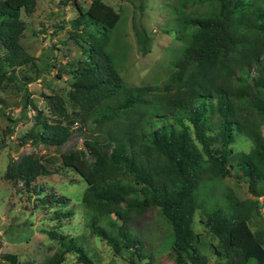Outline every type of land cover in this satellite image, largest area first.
<instances>
[{
    "label": "trees",
    "instance_id": "1",
    "mask_svg": "<svg viewBox=\"0 0 264 264\" xmlns=\"http://www.w3.org/2000/svg\"><path fill=\"white\" fill-rule=\"evenodd\" d=\"M37 1L0 0V91L16 79V68L30 60L20 42L26 25L21 11L33 13ZM74 1L79 10L74 35L81 40L84 59L59 66L45 60L35 77L52 66L67 74L71 107L48 97L46 116L31 103L25 82L17 89L23 90L24 106L31 104L35 111L38 129L30 133L35 143L59 147L75 123L88 129L79 152L92 158L81 200L92 233L128 264L145 258V264H153L147 244L156 240L159 248L173 251V264H209L192 227L196 209L203 207L221 258L211 264H264V230L249 226L257 202L228 192L222 201L204 204L207 193L226 177L244 180L252 195L264 197V136L254 134L248 152L230 147L234 129L243 122L249 125L251 107L264 108L256 95L257 88H264V0H183L181 8L190 9L181 11L187 45L168 76L139 86L123 83L116 57L108 50L120 12L104 0H90L85 10ZM132 22L146 54L151 40L141 22ZM214 130L220 149L211 145L208 132ZM75 154L66 155L68 165L75 163ZM44 159L23 154L8 164L4 177L28 188L50 172ZM33 188L42 191L41 186ZM40 200L64 204L67 199L47 193ZM152 210L160 223L145 236L136 225ZM62 245L81 263H93L73 237ZM62 259L55 254L48 264ZM0 264H18V257L4 253Z\"/></svg>",
    "mask_w": 264,
    "mask_h": 264
},
{
    "label": "rangeland",
    "instance_id": "2",
    "mask_svg": "<svg viewBox=\"0 0 264 264\" xmlns=\"http://www.w3.org/2000/svg\"><path fill=\"white\" fill-rule=\"evenodd\" d=\"M104 1L120 12L119 20L110 31L108 50L116 57L115 64L123 83L126 86L146 85L168 76L174 69L179 53L188 43L181 11L189 12L190 9L181 8L183 0ZM254 1L262 3V0ZM76 2L84 10L90 4V0ZM260 5L264 7V3ZM21 17L26 25L20 42L29 53L30 60L16 68V79L6 90L0 91L3 98V103H0L3 110L0 113V257L4 253H12L17 255L18 264H48L53 255L60 254L63 258L60 264H83L75 254L65 251L62 245L73 237L84 248L92 264H128L104 240L92 233L86 208L81 201L87 186L85 176L88 164L92 160L86 153L79 152L89 134L88 129L76 124L69 139L59 147L35 143L30 134L38 129L35 111L31 104L24 106L23 90L17 89L25 82L31 103L46 116L49 114L48 97L58 98L71 107L67 96L70 81L67 74L52 66L35 77L45 60L59 66L66 61L84 59L81 40L74 35L73 26L79 17V10L74 0H38L35 11L27 14L22 10ZM134 18L143 24L151 40L146 54L142 53L137 43L132 22ZM26 76L35 79L26 82ZM256 95L264 101V88H257ZM249 111L246 116L249 125L243 122L234 129L230 143L233 152H248L253 147L254 134L264 136V108L253 106ZM208 133L212 147L220 149L222 141L218 132L214 130ZM70 151L76 152L75 163L71 166L66 163V155ZM26 153L43 156L50 169L47 175L38 176L28 188L4 177L8 164ZM38 186L42 187L39 193L33 188ZM228 192L241 200L257 202L249 226L254 231L264 230V197L252 195L242 179H222L212 192L207 193L209 198L205 206L222 201ZM47 193L66 197V203H43L40 199ZM68 210L72 212L71 215L63 216L62 213ZM159 223L156 211L152 210L137 223L136 228H141L143 235L151 236ZM101 224L108 228L105 220ZM192 227L197 234V244L207 256L209 264L220 260L215 252L217 238L209 229L203 207L196 209ZM51 231L56 233V237L51 236ZM162 242L166 245L167 238ZM157 243L158 240L147 244L153 264H173V251L159 248ZM146 261L147 258L136 264H145Z\"/></svg>",
    "mask_w": 264,
    "mask_h": 264
},
{
    "label": "built area",
    "instance_id": "3",
    "mask_svg": "<svg viewBox=\"0 0 264 264\" xmlns=\"http://www.w3.org/2000/svg\"><path fill=\"white\" fill-rule=\"evenodd\" d=\"M76 124H77V123H75V124L73 125V128L76 127V126H75Z\"/></svg>",
    "mask_w": 264,
    "mask_h": 264
}]
</instances>
